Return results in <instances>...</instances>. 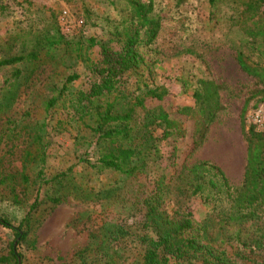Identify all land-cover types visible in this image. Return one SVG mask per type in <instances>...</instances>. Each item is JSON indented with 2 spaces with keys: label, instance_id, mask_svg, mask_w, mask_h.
<instances>
[{
  "label": "rangeland",
  "instance_id": "rangeland-1",
  "mask_svg": "<svg viewBox=\"0 0 264 264\" xmlns=\"http://www.w3.org/2000/svg\"><path fill=\"white\" fill-rule=\"evenodd\" d=\"M141 1H151L160 30L151 46L139 49L145 64L135 74L126 75L129 87L138 80L150 87L166 88L168 95L163 103L145 101L144 104L148 109L160 104L171 112L175 107L191 103L190 96L198 80H211L218 86L220 109L203 143L192 151V124L182 122L188 133L175 153L176 167L164 168L170 162L169 139L157 143L145 173L136 178L126 179L107 172L98 174L85 168L87 139L81 137L86 135L66 122L61 103L45 108L55 88H60L70 73L78 75L70 87L87 90L90 83L87 71L78 62L61 63L59 54L53 61L36 63L26 72L19 68L26 78L18 83L10 108L0 115V215L16 224L14 220L20 221L22 211L33 199L32 187L26 189L28 185L20 183V175L24 172L31 181L35 180L36 137L41 138L43 173L47 178L69 171L77 186L94 194L110 192L107 198L92 197L86 201L70 195L52 205L48 198L57 195V188L43 187L31 212L30 234L16 247L20 264H78L77 253L86 247L91 236H98L106 227L122 228L126 234L122 240L105 245L113 263L131 264L139 252L135 236L141 230V200L154 190L155 181L164 173L171 178L164 210L178 218L190 212L189 217L195 223L208 219L209 214L198 199L184 200L177 194L176 189L181 186L176 177L180 165L188 167L207 161L223 170L232 190L242 183L246 143L241 126L246 125L240 122V112L245 104L246 115L259 109L264 114V102H258V82L243 73L236 63L239 53L246 62L264 66V41L249 38L242 31L241 26L250 25L241 13L245 0H217L214 5L208 0H184L181 4L177 0ZM125 7L124 0H0V58L29 51L36 36L46 31L53 33V29L67 39L106 40L111 25ZM97 52L99 48H93L90 57L95 59ZM13 69H0V102ZM89 150L90 147L88 156ZM10 189L14 192L9 193ZM11 234L0 225V257L8 254L13 242ZM211 247L224 250L233 264L264 262V248L253 251L237 249L235 244L218 246L217 243ZM90 256L88 250L83 253L86 264H91Z\"/></svg>",
  "mask_w": 264,
  "mask_h": 264
},
{
  "label": "trees",
  "instance_id": "trees-1",
  "mask_svg": "<svg viewBox=\"0 0 264 264\" xmlns=\"http://www.w3.org/2000/svg\"><path fill=\"white\" fill-rule=\"evenodd\" d=\"M126 7L120 17L111 25L110 37L97 40L94 37L66 38L57 29L36 36L29 51L0 58V69L14 68L6 80V93L0 102V115L10 108L18 83L26 77V72L36 63L53 61L58 54L60 61L78 62L90 78L87 90L70 87L78 75L65 76L60 88H55L45 104L46 110L61 103L66 122L76 131H83L87 139V150L83 156L85 168L94 172L113 173L126 179L136 178L145 173L151 152L157 143L169 139L170 162L165 169L177 166L174 158L180 143L187 136L184 122L192 124L191 148L203 143L207 130L220 109L218 86L213 81L198 80L197 87L190 96L187 106L175 107L171 112L160 104L168 95L166 88L150 87L145 82L127 84L128 74H135L145 62L139 49L151 46L159 32V18L153 14L151 1L124 0ZM184 0H177L181 4ZM214 5L217 0H208ZM264 0H245L241 12L246 23L243 33L252 39L264 41ZM114 44V45H113ZM98 47L95 59L90 51ZM62 51V52H58ZM58 59V61H59ZM239 69L255 78L260 89L258 102H264V66L246 62L236 53ZM20 68V69H19ZM25 74V73H24ZM23 80V81H24ZM145 101L158 102L154 108L145 107ZM245 104L240 112L242 136L245 141V164L243 180L239 188L233 189L222 169L207 161H198L188 167L179 166L176 175L181 186L177 194L198 199L206 209L209 218L195 223L188 212L184 218L171 216L164 210L166 190L171 178L165 173L155 181V188L142 203L141 230L135 236L139 247L137 258L131 264H233L224 250L212 249L217 243L238 249L260 251L264 248V127L256 128L245 122ZM246 127V129H245ZM41 138L36 137L38 170L34 181L26 173L20 175V183L28 185L34 196L22 211L20 221L13 223L7 216L0 215V225L12 232L13 242L8 254L0 257V264H20L21 256L16 247L23 243L32 225L31 212L38 204L43 187L56 189L57 195L49 197L53 205L61 198L72 195L84 201L92 197L107 198L109 190L96 194L92 190L77 186L69 176V171L47 178L43 173L44 152L40 147ZM90 147L89 154L87 153ZM32 182V184L30 183ZM14 190L10 189L9 193ZM91 236L86 247L77 253L78 264H86L82 258L88 250L91 264H114L106 243H116L126 234L122 228L106 227L103 233ZM220 248V247H217ZM261 264H264L262 262Z\"/></svg>",
  "mask_w": 264,
  "mask_h": 264
},
{
  "label": "built area",
  "instance_id": "built-area-1",
  "mask_svg": "<svg viewBox=\"0 0 264 264\" xmlns=\"http://www.w3.org/2000/svg\"><path fill=\"white\" fill-rule=\"evenodd\" d=\"M263 11H264V2H263ZM246 122L251 125H254L257 129H262L264 127V114L261 109L257 111H251L245 117Z\"/></svg>",
  "mask_w": 264,
  "mask_h": 264
}]
</instances>
